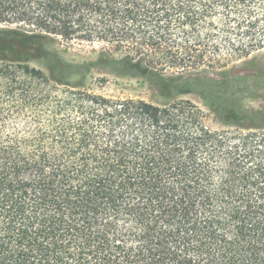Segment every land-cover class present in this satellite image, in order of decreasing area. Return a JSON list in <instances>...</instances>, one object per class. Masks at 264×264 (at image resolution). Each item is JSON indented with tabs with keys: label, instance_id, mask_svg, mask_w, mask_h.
I'll list each match as a JSON object with an SVG mask.
<instances>
[{
	"label": "trees",
	"instance_id": "1",
	"mask_svg": "<svg viewBox=\"0 0 264 264\" xmlns=\"http://www.w3.org/2000/svg\"><path fill=\"white\" fill-rule=\"evenodd\" d=\"M62 42L169 90L263 52L264 0H0V264H264V125L97 93Z\"/></svg>",
	"mask_w": 264,
	"mask_h": 264
},
{
	"label": "rangeland",
	"instance_id": "2",
	"mask_svg": "<svg viewBox=\"0 0 264 264\" xmlns=\"http://www.w3.org/2000/svg\"><path fill=\"white\" fill-rule=\"evenodd\" d=\"M53 48L67 63L83 68L74 72L72 79L85 76L97 93L162 105L189 100L210 115L213 129L232 127L240 119H246L249 125H264V51L222 71L186 74L165 90L154 78L121 76L112 66L100 63L97 46L62 42Z\"/></svg>",
	"mask_w": 264,
	"mask_h": 264
}]
</instances>
